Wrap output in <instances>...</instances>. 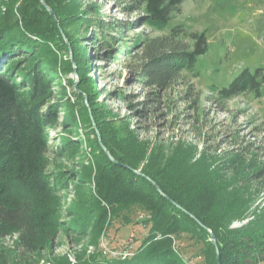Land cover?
Instances as JSON below:
<instances>
[{"label": "trees", "instance_id": "1", "mask_svg": "<svg viewBox=\"0 0 264 264\" xmlns=\"http://www.w3.org/2000/svg\"><path fill=\"white\" fill-rule=\"evenodd\" d=\"M106 1L125 14L141 13L138 21L142 25L162 29L183 0H104V4ZM43 2L54 17L40 0H0L4 8L0 13V240L14 235L19 248L34 253L59 227L57 194L75 181L77 191L84 190L92 185L94 171L96 193L88 191L87 203L79 198L81 193L77 194L78 199L68 211V231L83 237L88 230L90 243L97 245L98 236L112 220L120 216L126 220L122 214L132 207L146 213L139 222L148 230L129 257L97 253L85 259L78 257L75 264H188L171 237L181 235L201 243L205 264H218L208 231L215 237L220 264H264V216L254 217L238 228L230 227L245 216L244 186L228 189L230 185L219 176L222 169L203 168L201 158L189 162L185 150H178L158 166L154 147L145 158L148 145L139 142L123 120L106 119L104 107L94 101L95 91L88 77L89 53L72 29L83 25L98 28L99 33L88 38L97 44V60L104 61L105 57L113 58L115 46L121 48L119 52L128 50L121 32L123 25L115 19L106 21L99 3ZM131 43L140 48L141 65L135 69L133 80L147 91L139 102L144 109L138 111L145 115L160 104L162 95L179 80L181 72L193 71L197 58L208 50L203 32H190L182 25L171 27L165 35L134 37ZM68 46L78 74L77 91L82 92H74L81 101L76 107L63 99L66 91L60 80V75L73 70L72 61L62 56ZM100 49H104L103 55ZM263 82V69L253 73L246 69L221 94H260ZM52 84L61 90L59 95H53ZM51 100L55 102L45 110ZM58 108L66 111L65 132L76 137L61 138L59 156L75 158L81 154L84 140L91 149L93 163L82 161L81 172L53 175L48 171V130L54 127L53 115ZM77 127L88 128L83 141L78 139ZM143 159L146 163L138 171ZM256 164H251L252 174L244 184L264 181V164ZM57 263L71 264L66 258ZM0 264L10 263L7 257H0Z\"/></svg>", "mask_w": 264, "mask_h": 264}, {"label": "rangeland", "instance_id": "2", "mask_svg": "<svg viewBox=\"0 0 264 264\" xmlns=\"http://www.w3.org/2000/svg\"><path fill=\"white\" fill-rule=\"evenodd\" d=\"M83 2L99 3L106 21L115 19L123 25L121 32L124 42H128L125 53L119 52L121 48L115 46L117 52L113 58L105 57L104 61H98L97 44L91 43L88 38L92 33L98 34V28L83 25L72 29L79 35L77 37H81L89 53L88 77L92 82L91 89L95 91L94 101L104 107L106 119L123 120L137 140L148 145L145 158H149L154 147L160 160L158 166L178 150H185V154L189 152V162L201 158L203 168L222 169L219 176L221 181L230 185L228 189L244 186L247 197L244 200L246 204L243 201L245 216L233 221L230 227L238 228L254 217L264 216V181L243 183L252 174L250 167L253 162L256 165L264 164V82L260 94L253 91L230 97L221 94V90L228 87L243 70L253 73L261 68L264 73V0H183L162 29L142 25L138 21L142 17L141 13L125 14L120 8L111 6L109 1L105 4L104 0ZM3 10L0 4V13ZM177 25H182L190 32H203L208 50L197 58L193 71L181 72L179 80L162 95L160 104L156 106L158 108L153 107L146 115L138 114L144 109L139 102L144 100L147 91H143L133 80L134 71L141 62L140 48L131 43L132 38L165 35ZM183 40L190 45L192 43L187 38ZM103 50L100 49V55L104 54ZM62 56L73 63L72 71L59 74L66 91L63 99H69L76 107L77 102L81 101L75 98L74 92H82L77 91L78 74L69 46ZM109 61L111 64H108ZM71 84L73 86H69ZM60 91L56 84H52L53 95H59ZM54 102L51 100L47 103L45 110ZM57 110L53 115L54 127L48 130V171L53 175L61 171L81 172L79 165L82 161L87 164L94 160L91 149L84 143L88 128L77 127L78 139L84 140L81 154L75 158H61V138L76 137L65 132L68 127L63 126L64 108ZM145 163V159L139 162L138 171ZM200 169L202 171L201 166ZM92 176V185H86L84 190L78 192L75 181L57 194L60 204L56 215L59 227L50 239L34 253H29L16 245V236H7L0 240V257H7L10 264H58L61 258L75 264L78 257L85 259L97 253L113 258L129 257L141 244L148 230L147 225L139 222L146 213L136 207L122 214L126 220L121 216L113 219L111 226L98 236L97 245L90 243L88 230L83 237L68 231L71 219L68 211L78 199L77 194L81 193L79 198L81 196L82 201L87 203L88 191L96 193ZM101 204L104 205V202ZM171 237L173 241L175 239L173 243L185 262L205 264L201 243L187 235Z\"/></svg>", "mask_w": 264, "mask_h": 264}, {"label": "water", "instance_id": "3", "mask_svg": "<svg viewBox=\"0 0 264 264\" xmlns=\"http://www.w3.org/2000/svg\"><path fill=\"white\" fill-rule=\"evenodd\" d=\"M40 1H41V3L44 5V7H46L45 4H44V2H43V0H40ZM46 9L49 11L50 15L54 17V13H53L49 8L46 7ZM105 151H106V150H105ZM106 152H107V151H106ZM109 158H110L111 161H113L114 163H117V161L114 160L111 156H109ZM166 198H167V197H166ZM167 199H168V198H167ZM208 232H209V234H210V238H211L212 243H213V244L215 245V247H216L217 260H218V264H220V262H219V251H218V248H217V244H216L215 237H214V235H213V233H212L211 231H208Z\"/></svg>", "mask_w": 264, "mask_h": 264}]
</instances>
